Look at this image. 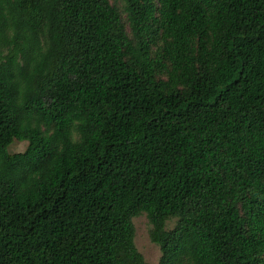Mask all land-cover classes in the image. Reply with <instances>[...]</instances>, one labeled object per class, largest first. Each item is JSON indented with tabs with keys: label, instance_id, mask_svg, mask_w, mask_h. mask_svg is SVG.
Returning <instances> with one entry per match:
<instances>
[{
	"label": "trees",
	"instance_id": "16d2710c",
	"mask_svg": "<svg viewBox=\"0 0 264 264\" xmlns=\"http://www.w3.org/2000/svg\"><path fill=\"white\" fill-rule=\"evenodd\" d=\"M117 1L0 0V264H264V0Z\"/></svg>",
	"mask_w": 264,
	"mask_h": 264
},
{
	"label": "rangeland",
	"instance_id": "374dc122",
	"mask_svg": "<svg viewBox=\"0 0 264 264\" xmlns=\"http://www.w3.org/2000/svg\"><path fill=\"white\" fill-rule=\"evenodd\" d=\"M119 5H122V1H117ZM27 146V142L15 140L10 145V150L12 152L23 151ZM175 218L168 221L167 226L170 228L175 224ZM134 222L136 226V236L135 241L138 249L143 253L146 264H159L161 257L160 246L151 239L150 229L151 222L148 215L143 212L136 217H134Z\"/></svg>",
	"mask_w": 264,
	"mask_h": 264
}]
</instances>
